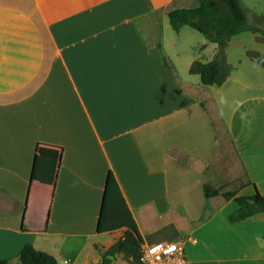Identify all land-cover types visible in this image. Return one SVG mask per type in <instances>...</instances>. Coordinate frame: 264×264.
Instances as JSON below:
<instances>
[{"label":"crops","instance_id":"1","mask_svg":"<svg viewBox=\"0 0 264 264\" xmlns=\"http://www.w3.org/2000/svg\"><path fill=\"white\" fill-rule=\"evenodd\" d=\"M198 6L0 0V261L20 264L31 244L58 264H100L127 231L98 232L112 172L144 245L176 241L185 264H264V211L232 222L234 198L205 196H264V65L251 57L264 37H233L225 82L205 86L190 69L217 44L169 18ZM40 142L64 148L50 209L26 207Z\"/></svg>","mask_w":264,"mask_h":264},{"label":"trees","instance_id":"2","mask_svg":"<svg viewBox=\"0 0 264 264\" xmlns=\"http://www.w3.org/2000/svg\"><path fill=\"white\" fill-rule=\"evenodd\" d=\"M194 9H177L169 13L174 31L189 26L212 43L217 44L220 57L203 64L195 62L190 72L199 74L205 86H221L226 79L230 66L227 65L224 51L231 39L245 32L259 33L264 37V15L250 23L241 7L240 0H198ZM258 21L261 22L258 23ZM253 60L264 65V54H251ZM64 148L40 142L36 146L33 171L29 185L27 205L38 209H50L53 202L59 171L62 165ZM222 195L225 199L234 198L238 209L230 215L232 222L243 221L264 211V196L258 191L251 196H236L235 192H223L205 186L206 198ZM126 228L124 236L107 250L99 249L100 264H115L122 256L130 264H142L141 255L144 241L137 224L122 195L119 184L112 172L108 174L103 204L98 224V232H110ZM20 264H58L48 253L37 251L26 244L19 254ZM0 264H10L1 260Z\"/></svg>","mask_w":264,"mask_h":264},{"label":"built area","instance_id":"3","mask_svg":"<svg viewBox=\"0 0 264 264\" xmlns=\"http://www.w3.org/2000/svg\"><path fill=\"white\" fill-rule=\"evenodd\" d=\"M141 262L142 264H185V249L176 241L154 246L144 245Z\"/></svg>","mask_w":264,"mask_h":264},{"label":"rangeland","instance_id":"4","mask_svg":"<svg viewBox=\"0 0 264 264\" xmlns=\"http://www.w3.org/2000/svg\"><path fill=\"white\" fill-rule=\"evenodd\" d=\"M264 7H257L255 10H253V11H246V15H247V17H248V19L252 22V23H256L257 22V20H256V17H254V16H257V15H262V9H263ZM254 17V18H253ZM261 21H258V23H260ZM261 26H262V22H261ZM198 35H199V33H197ZM199 36H201L202 37V35H199ZM203 38V37H202Z\"/></svg>","mask_w":264,"mask_h":264}]
</instances>
